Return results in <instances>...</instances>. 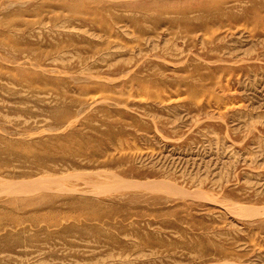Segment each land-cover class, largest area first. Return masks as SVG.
Segmentation results:
<instances>
[{"label": "rangeland", "instance_id": "374dc122", "mask_svg": "<svg viewBox=\"0 0 264 264\" xmlns=\"http://www.w3.org/2000/svg\"><path fill=\"white\" fill-rule=\"evenodd\" d=\"M21 179L0 264H264V0H0Z\"/></svg>", "mask_w": 264, "mask_h": 264}, {"label": "bare ground", "instance_id": "6f19581e", "mask_svg": "<svg viewBox=\"0 0 264 264\" xmlns=\"http://www.w3.org/2000/svg\"><path fill=\"white\" fill-rule=\"evenodd\" d=\"M44 95V94H43ZM95 171V170H94ZM76 172V171H75ZM64 174V173H63ZM62 175V174H61ZM60 175V176H61ZM65 175V174H64ZM66 175H67V173H66ZM65 175V176H66ZM70 176H68L67 175V178H69ZM73 177V176H72ZM34 178H36V177H34ZM41 178V177H40ZM54 178H56V177H54ZM51 179V180H49V182H48V184L46 185V186H49V187H53V188H57V189H59V188H62L63 186H62V184L57 180V179ZM65 178V177H64ZM39 179V178H38ZM44 179H45V177H44ZM37 180V179H36ZM68 180V179H67ZM39 182H40V180H38ZM42 181H43V179H42ZM118 181V180H117ZM147 181V180H146ZM156 181V180H155ZM45 182V181H44ZM115 182H116V180H115ZM119 182V181H118ZM135 182V181H134ZM159 182V181H158ZM43 183V182H42ZM46 183H47V181H46ZM127 183V182H126ZM138 183H140V182H138ZM162 183V182H161ZM160 183V184H161ZM171 183V182H170ZM116 185H117V183H115ZM118 184H121V182L120 183H118ZM123 184H125V183H123ZM136 184H137V182H136ZM155 184H156V182H155ZM159 184V185H160ZM164 184V183H163ZM162 184V185H163ZM39 184H35V182H32V180H24V179H21V180H18V181H14V182H11V181H9L6 185L5 184H3V186L0 188V192L1 193H6V194H30L31 192V189H32V187H34V186H38ZM64 185V184H63ZM89 185H91V184H89ZM113 185V184H112ZM122 185V184H121ZM120 185V186H121ZM130 185H131V183H130ZM130 185L127 183V186H129L130 187ZM132 185H134V184H132ZM131 185V186H132ZM158 185V186H159ZM165 185V184H164ZM163 185V186H164ZM167 185V184H166ZM96 186V185H95ZM108 185H97L96 187H94V190H93V192L94 193H98V192H100V191H103V189L105 188V187H107ZM110 186V185H109ZM119 186V185H118ZM118 186H116L117 188H118ZM125 186V185H124ZM126 186V188H128ZM161 186V185H160ZM41 187V186H40ZM43 187V186H42ZM49 187H46L47 189L49 188ZM142 187H143V185H142ZM147 187H149V186H147ZM151 187V186H150ZM167 187V186H166ZM110 188L112 189V186H110ZM115 187H113V189H114ZM125 188V189H126ZM131 188V187H130ZM44 189V188H43ZM50 189V188H49ZM107 189V188H106ZM105 189V190H106ZM109 189V188H108ZM121 189H123L122 187H121ZM129 189V188H128ZM40 190H42L41 188H40ZM46 190V189H45ZM38 191V190H37ZM71 192V191H70ZM163 192V191H162ZM91 193V192H90ZM89 194V193H88ZM102 194V193H101ZM3 219H4V216H3ZM2 219V220H3Z\"/></svg>", "mask_w": 264, "mask_h": 264}]
</instances>
